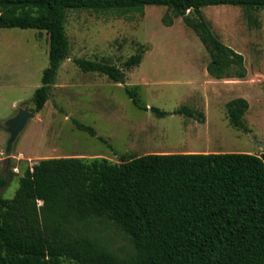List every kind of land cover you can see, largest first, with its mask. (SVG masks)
Listing matches in <instances>:
<instances>
[{
  "label": "trees",
  "instance_id": "trees-1",
  "mask_svg": "<svg viewBox=\"0 0 264 264\" xmlns=\"http://www.w3.org/2000/svg\"><path fill=\"white\" fill-rule=\"evenodd\" d=\"M222 5L264 9V0H0V28L49 36V66L33 97L37 113L69 56V10L143 14L147 6L167 7L164 25L182 18L206 46L211 77L245 79L243 55L213 33L203 14L204 7ZM142 59L139 51L122 67L86 59L75 64L123 83L126 71ZM125 91L135 106L148 110L138 87ZM226 107L230 125L251 132L244 123L248 101L237 98ZM174 113L205 120L203 112L188 107ZM74 124L96 136L92 127ZM9 181L0 173V191ZM97 222L117 227L133 254L122 258L112 252L98 235ZM0 264H264V153L148 154L120 163L43 159L26 170L12 198L0 197Z\"/></svg>",
  "mask_w": 264,
  "mask_h": 264
},
{
  "label": "rangeland",
  "instance_id": "rangeland-1",
  "mask_svg": "<svg viewBox=\"0 0 264 264\" xmlns=\"http://www.w3.org/2000/svg\"><path fill=\"white\" fill-rule=\"evenodd\" d=\"M167 13L163 6H147L143 14L69 10V56L58 70L49 101L37 113L33 97L49 66V36L33 29L0 28V173L10 179L0 197L12 198L26 170L43 159L120 163L148 154L264 153V9L203 8L213 33L243 55V80L211 77L206 46L182 18L164 25ZM139 51L142 62L126 71L123 83L83 72L75 64L86 59L122 67ZM126 87L139 88L148 110L134 105ZM237 98L249 103L244 117L249 133L230 125L226 106ZM183 107L203 112L204 122L174 113ZM152 108L167 115L158 117ZM21 109L35 117L7 154L5 123ZM74 121L92 127L96 136L77 129ZM95 227L112 252L122 258L133 254L128 237L113 224L97 222Z\"/></svg>",
  "mask_w": 264,
  "mask_h": 264
},
{
  "label": "water",
  "instance_id": "water-1",
  "mask_svg": "<svg viewBox=\"0 0 264 264\" xmlns=\"http://www.w3.org/2000/svg\"><path fill=\"white\" fill-rule=\"evenodd\" d=\"M35 114L21 109L16 117L8 120L5 123V130L9 133L10 137L7 143L6 153L11 154L13 145L18 138L19 134L25 129L29 120L33 119Z\"/></svg>",
  "mask_w": 264,
  "mask_h": 264
}]
</instances>
